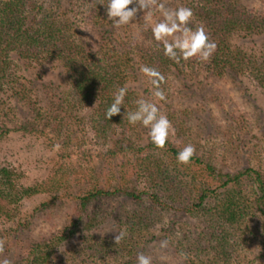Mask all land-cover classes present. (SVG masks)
<instances>
[{
  "label": "trees",
  "instance_id": "16d2710c",
  "mask_svg": "<svg viewBox=\"0 0 264 264\" xmlns=\"http://www.w3.org/2000/svg\"><path fill=\"white\" fill-rule=\"evenodd\" d=\"M173 1L191 8L190 27H202L216 44L208 61L176 63L147 25L138 32L130 24L113 27L100 0H0V103L22 102L30 117L17 130L42 138L62 160L59 173L33 184L0 167V260L137 264L143 252L152 264H170L153 259L159 248L179 264H264V166L228 168L216 137L203 135L193 110L175 101L180 88L189 89L188 77L200 73L264 90V8L245 0ZM43 64L60 66L65 87L40 90L19 76ZM142 66L163 74L166 100L152 95ZM125 86L121 114L106 119ZM140 99L171 122L164 148L127 120ZM188 144L195 154L179 164L177 153ZM36 196L42 199L24 210ZM60 210V224L37 234L41 216Z\"/></svg>",
  "mask_w": 264,
  "mask_h": 264
},
{
  "label": "rangeland",
  "instance_id": "374dc122",
  "mask_svg": "<svg viewBox=\"0 0 264 264\" xmlns=\"http://www.w3.org/2000/svg\"><path fill=\"white\" fill-rule=\"evenodd\" d=\"M164 2L167 8L180 6L178 1ZM245 2L256 8H264V0ZM162 18L158 11L150 17L141 11L129 24L138 32L143 31L144 24L150 28L149 25ZM19 76L29 78L33 86L40 90H44L45 86L56 88L67 83L64 71L56 64L34 65L28 70H20ZM186 82L189 89L180 88L175 101L193 110L190 118L193 123L199 122L203 135L209 136L211 132L216 137L219 142L217 147L225 158V165L230 169L259 163L264 166V90L248 80L241 81L231 76L212 79L203 73L189 76ZM40 90L37 93H40ZM11 107L15 108L16 117L13 115L14 111L8 110ZM27 110V107L17 100L0 103V167L19 172L27 184H33L48 178L52 173H59L57 169L62 160L54 149L45 146L42 138H37L28 131L17 130L19 124H26L22 120L26 116L30 117ZM230 122L234 125L228 130V127H231ZM40 199L41 196L27 199L24 210L30 212ZM48 212L50 211L41 216L37 234L60 224L61 210L52 214ZM48 216L51 222L46 221ZM154 253L155 261L179 264L159 248L155 249ZM3 259L5 258L2 256L1 260Z\"/></svg>",
  "mask_w": 264,
  "mask_h": 264
},
{
  "label": "clouds",
  "instance_id": "9594fccd",
  "mask_svg": "<svg viewBox=\"0 0 264 264\" xmlns=\"http://www.w3.org/2000/svg\"><path fill=\"white\" fill-rule=\"evenodd\" d=\"M99 4L104 6L107 20L111 21L115 28L128 25L141 11L147 13L149 17L158 11L163 18L149 25L152 36L163 46V54L176 63L193 57L208 61L217 47L202 27L195 30L190 27L193 18L191 8H167L164 0H160L159 3L158 0H100ZM141 71L151 78L155 89L152 95L160 101L166 100L165 91L161 88V84L165 82L163 74L148 66H142ZM127 94L126 86L115 92L113 102L106 109V119L111 120L113 116L121 114V106L124 105ZM127 120L133 125L140 124L149 129L150 140L157 148L165 147L170 131H173L167 115L162 114L157 105L150 100H138L136 110L127 113ZM195 151L191 144L184 146L177 153V162L188 164ZM125 235V231H119L115 236V242L118 244ZM167 243V240L161 241V247H166ZM3 250L4 244L0 241V253ZM136 260L137 264H152L151 256L143 252L137 254ZM0 264H12V261L5 258L0 260Z\"/></svg>",
  "mask_w": 264,
  "mask_h": 264
}]
</instances>
